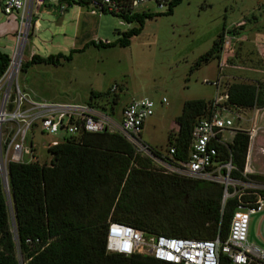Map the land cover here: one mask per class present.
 <instances>
[{
  "label": "trees",
  "instance_id": "obj_1",
  "mask_svg": "<svg viewBox=\"0 0 264 264\" xmlns=\"http://www.w3.org/2000/svg\"><path fill=\"white\" fill-rule=\"evenodd\" d=\"M112 1L120 10L119 14H109L135 27L120 33L114 43L89 42L96 47L128 46L130 38L139 34L146 20L170 15L181 0H167L162 14L132 12L130 0ZM70 6L87 8L82 2ZM222 35L223 32L217 35L194 67L218 57ZM73 52L45 58L32 54L20 65V70L32 64L58 66L69 61ZM254 61V67L264 68V60ZM8 63V56L0 52V77ZM225 91L226 103L234 110L264 107V85L260 82H232ZM105 94L90 93V97ZM208 102L182 103L180 114L174 119L176 133L168 134L164 151L173 148V159L186 160L192 128L206 117ZM234 132L230 143L216 145V161L225 164L230 160L229 179H249L264 185V176H242L248 141L245 133ZM46 152L50 155L48 165L10 163L7 166L12 228L0 181V264H19L17 256L22 264H169L139 255L107 254L105 231L109 223L178 239L213 240L217 235L221 241L226 238L236 198H226L221 207V185L156 172L149 157L136 154L117 135L86 134L77 141L65 139ZM149 152L156 157L160 155L151 149ZM226 192L230 194L231 188ZM257 193L264 196L263 191ZM250 199L253 198H239L240 202ZM218 264L230 263L219 254Z\"/></svg>",
  "mask_w": 264,
  "mask_h": 264
},
{
  "label": "rangeland",
  "instance_id": "obj_2",
  "mask_svg": "<svg viewBox=\"0 0 264 264\" xmlns=\"http://www.w3.org/2000/svg\"><path fill=\"white\" fill-rule=\"evenodd\" d=\"M165 9V3L158 7L154 1H148L134 12L162 14ZM256 19L257 27L254 26ZM2 20L4 17L0 13ZM238 21L244 23L242 27L247 31L252 29L264 35V0H181L170 15L146 20L139 34L130 38L128 46L108 48L96 47L89 42L114 43L120 33L135 25H127L109 13L92 16L90 9L79 6H70L62 13L41 12L38 29L29 31L19 52V65L27 62L31 54L45 58L74 52L69 61L58 66L32 64L24 70L19 68L15 80L34 99L46 102L85 103L97 100L91 98L90 93H106V99L114 106L117 115L131 99H149L153 104L152 115L145 119L139 137L143 145L161 154L166 149L168 134L176 133L174 119L180 114L182 103L191 100L206 102L214 97L215 88L211 83L218 78L217 58L213 56L196 67L194 64L211 48L220 32H228L231 24ZM86 43L89 44L83 48ZM11 47L12 44L0 38V52L8 58ZM245 48L249 50L251 62L256 49L251 43H245ZM220 81L223 83L224 78ZM226 86L223 83L217 93ZM112 87L115 90L109 93ZM163 98L166 104H160ZM237 116L243 119L241 114L233 113L230 116L232 130L245 129L246 124L243 120L238 121ZM32 135L39 164H47L50 159L46 146L65 138L63 133L45 135L37 130ZM230 138L229 133L223 135L226 143L231 141ZM258 163L264 162L260 160ZM253 183L258 188L264 187ZM3 194L12 228L11 206L5 186ZM262 217L264 208L249 217L248 240L257 246L263 244L256 236ZM17 259L22 263L20 256Z\"/></svg>",
  "mask_w": 264,
  "mask_h": 264
},
{
  "label": "built area",
  "instance_id": "obj_3",
  "mask_svg": "<svg viewBox=\"0 0 264 264\" xmlns=\"http://www.w3.org/2000/svg\"><path fill=\"white\" fill-rule=\"evenodd\" d=\"M148 1H154L158 7H162L166 2V0H130L129 9L134 12L139 5ZM81 2L87 5L92 16H99L102 12L119 14V6L112 0H0V13L3 17L6 20L16 21L8 67L0 77L2 187L7 188L8 164L43 165L37 162L35 156V146L32 142L34 130L45 135L63 133L65 138L62 141L65 139L77 141L86 134L117 135L136 154L149 157L154 166L167 175L221 185L223 187L221 207L224 200L231 197L237 199V204L223 241L218 235L213 240L148 235L126 225L109 223L105 231L107 254L125 257L139 255L169 264H218V255L221 254L230 264H264V245L257 246L248 240L249 217L264 208V196L257 193L264 192V187L254 186L249 179L245 181L229 179L228 175L232 170L230 160L225 164L216 161V145L226 143L223 135L233 131L230 116L235 113V110L226 103V88L217 93L218 88L223 85L220 81L224 78L222 71L233 65L236 50L245 43H251L256 49L255 58L264 60L263 36L241 30L244 26L242 22L231 25L228 32H223L217 57L218 78L211 83L215 88L214 97L207 103L206 117L199 119L192 128L186 160L173 159V148L156 157L141 143L139 137L145 119L152 115L153 104L149 99H131L121 107L117 115L114 106H111V102L106 99V94L96 97V101L85 103L46 102L34 99L16 83V74L20 68L19 52L24 47L29 31L38 29L41 9L48 7L51 12L62 13L68 4ZM114 90L115 87H112L109 93ZM160 104H166L164 98ZM237 120L241 118L237 116ZM255 131L257 129L247 132L248 149ZM54 144L56 143L48 144L46 150ZM260 152L264 153V149H260ZM246 175H250L248 168H244L242 173L243 177ZM227 188H231L230 194H227ZM241 196L253 199L240 202ZM257 237L264 238V217L259 220Z\"/></svg>",
  "mask_w": 264,
  "mask_h": 264
},
{
  "label": "crops",
  "instance_id": "obj_4",
  "mask_svg": "<svg viewBox=\"0 0 264 264\" xmlns=\"http://www.w3.org/2000/svg\"><path fill=\"white\" fill-rule=\"evenodd\" d=\"M68 7L66 8V10ZM65 10V11H66ZM41 12L45 13H53L51 12L48 7L42 8ZM257 20V19H256ZM15 20H4L0 21V38L5 39L9 44L13 42V34L16 28ZM238 21L236 23H239ZM236 23H232L236 24ZM243 23V22H242ZM258 20L255 22L254 26L257 27ZM258 29H261L258 27ZM244 31L247 29L244 27ZM247 32L250 34L258 33L259 31L249 29ZM260 35L263 36V33L259 32ZM249 50L245 48V44L239 46L238 50H236V58H234L233 65L223 71L224 81L223 83L230 84L235 82H244V83H253V82H260L264 85V68L254 67V60L253 57L252 61L248 63H242L241 60H250L249 59ZM244 54V55H243ZM32 55V54H31ZM29 55L28 58L31 56ZM241 55V57L239 56ZM240 60H239V59ZM248 58V59H247ZM240 62V63H239ZM245 66V67H244ZM241 114L243 122L246 124V128L241 131L246 134L247 141L249 143L247 132L249 130H256L253 138L250 140V147H247V155L245 161V168L250 170V175H262L264 174V163L259 164L258 161L262 160L264 162V153L260 152V149H264V107L262 109H250V110H235V113ZM240 121V120H239ZM143 128V125H142ZM141 128V130H142ZM232 130V127H231ZM141 132V131H140ZM230 134V140L232 141L234 138V130L227 132ZM230 141V142H231ZM229 142V143H230ZM257 236V233H256ZM262 240L264 245V238Z\"/></svg>",
  "mask_w": 264,
  "mask_h": 264
},
{
  "label": "flooded vegetation",
  "instance_id": "obj_5",
  "mask_svg": "<svg viewBox=\"0 0 264 264\" xmlns=\"http://www.w3.org/2000/svg\"><path fill=\"white\" fill-rule=\"evenodd\" d=\"M153 169L156 171V172H159V173H162V174H165L160 168L156 167V166H152ZM167 175V174H165Z\"/></svg>",
  "mask_w": 264,
  "mask_h": 264
},
{
  "label": "bare ground",
  "instance_id": "obj_6",
  "mask_svg": "<svg viewBox=\"0 0 264 264\" xmlns=\"http://www.w3.org/2000/svg\"><path fill=\"white\" fill-rule=\"evenodd\" d=\"M15 67H16V64H15L14 68H15ZM14 68H13V69H14Z\"/></svg>",
  "mask_w": 264,
  "mask_h": 264
}]
</instances>
